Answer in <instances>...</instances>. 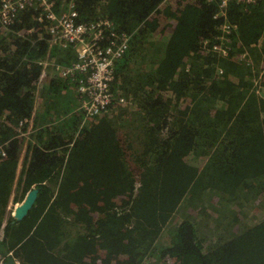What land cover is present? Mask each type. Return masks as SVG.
Listing matches in <instances>:
<instances>
[{"label":"trees","instance_id":"16d2710c","mask_svg":"<svg viewBox=\"0 0 264 264\" xmlns=\"http://www.w3.org/2000/svg\"><path fill=\"white\" fill-rule=\"evenodd\" d=\"M73 4L78 21L105 17L129 36L114 76L129 109L84 121L70 110L71 94V101L62 96L70 80L61 78L42 81L43 105L34 109L38 62L67 58L49 47L47 33L28 31L37 28L32 8L0 29L3 262L104 264V248L124 264H264V103L257 93L264 87V2ZM163 5L173 12L168 20L156 15ZM224 20L236 27V48L228 56L201 53L204 40L217 41ZM125 111L129 123L121 120ZM31 116L34 122L21 127L28 133L17 136L18 123ZM71 147L89 160L76 162ZM33 187L38 199L28 215L13 223L10 215L3 225L11 194L17 203ZM85 199L99 206L98 218L86 215L91 208L80 210ZM117 199V208L109 207ZM37 209L48 211L31 217Z\"/></svg>","mask_w":264,"mask_h":264},{"label":"built area","instance_id":"2783aa9c","mask_svg":"<svg viewBox=\"0 0 264 264\" xmlns=\"http://www.w3.org/2000/svg\"><path fill=\"white\" fill-rule=\"evenodd\" d=\"M217 1L219 7L223 8L229 0ZM237 1L254 4L264 2ZM64 7L65 9L59 3L57 5L56 0H0V29L10 27L25 9H33L31 20L37 28L28 31L47 33L49 47L54 46L63 51V56L67 58L64 63L49 59L38 62L42 65L38 82L50 78L68 79L73 82L79 102L76 109L87 120L125 102L124 96L117 94L114 89V76L116 64L128 47L129 36L123 31L118 33L112 20L105 17L78 21L73 0L67 1ZM222 30L228 32L229 28L224 25ZM216 38L217 41L209 45L208 41L204 40L202 46L207 50L202 49L201 53L213 51L226 55L228 50L218 41L219 36ZM26 122L31 124V118H24L18 123L17 136L28 133L21 130ZM5 155V141L0 137V157ZM3 263L0 255V264Z\"/></svg>","mask_w":264,"mask_h":264},{"label":"rangeland","instance_id":"374dc122","mask_svg":"<svg viewBox=\"0 0 264 264\" xmlns=\"http://www.w3.org/2000/svg\"><path fill=\"white\" fill-rule=\"evenodd\" d=\"M56 3H57V5H58V1L56 0ZM168 5H163V6H161V8H162V15L160 16V17H163V18H165L166 20H168V16H172V14H173V12L171 11V9L169 8V7H167ZM161 10V9H160ZM159 14H161V11L160 12H157L156 13V15H159ZM156 21H157V23H158V20L157 19H155ZM134 74H136V73H134ZM263 74H264V72H263ZM258 93V96H259V105H261L262 106V104H261V102L262 103H264V87L263 88H260L259 89V91L257 92ZM117 94H118V92H117ZM120 95V94H119ZM122 96V95H121ZM125 98V97H124ZM78 104H79V102H78ZM128 105V106H127ZM78 106V105H77ZM120 106H122L123 107V109L124 110H127V109H129V102L125 99V102H123V103H121V104H118L116 107H119L120 108ZM126 106H127V108H126ZM115 108V107H114ZM131 111H134V110H131ZM131 111H125V114L122 116V118H121V120L122 119H124L127 123H129L128 121H127V119H132V115H131ZM80 113V112H79ZM81 114V113H80ZM81 117L83 118V115L81 114ZM84 119V118H83ZM94 119V118H93ZM86 119H84V121H85ZM91 119H87L86 121H90ZM126 132H128V129H126V128H124V129H122V133H123V135L125 136V133ZM187 158H188V156H186L185 157V159H184V161H185V163L186 164H190V165H192L191 163H189L188 161H187ZM193 166V165H192ZM93 200H97V201H99L100 200V197H92L91 198V201H93ZM115 202H114V204L113 205H109V207H112V208H117V204H118V201H119V199H117V200H114ZM18 203V202H17ZM15 204L16 203H13L12 202V200L8 203V206H7V214H6V217H7V219H8V217L11 215L12 216V212H13V209H14V206H15ZM107 204H110V202L109 203H107ZM48 206V205H47ZM92 207H94V210H96V209H98V205H96V204H94V205H90L89 204V200L88 199H85L84 200V203L83 204H81L80 205V210H89L90 208H92ZM102 208H104V206L102 207ZM48 210L46 209L45 211L43 210V211H41V209H37L35 212H34V210L32 211V214H31V217H35V213H39L40 214V218L41 217H43L44 216V214L47 212ZM69 214V213H68ZM69 215H72V214H69ZM70 217V216H69ZM44 218H46V219H49V218H51V217H48L47 215H45V217ZM92 218L93 219H96V218H98V215H93L92 216ZM4 219H5V217H4ZM53 219V222H55V221H57V219L56 218H52ZM6 220V219H5ZM90 220H91V218H90ZM82 220L80 219V217H77V219L75 220V222H81ZM11 222V221H10ZM126 223H123L122 224V226L121 227H123L124 225H125ZM129 224V223H128ZM129 226H130V224H129ZM124 228V227H123ZM105 250V252H104V256H106V255H108L109 253H110V249H102V251H104ZM112 254V253H111ZM109 255L108 257H106L105 258V260H104V264H124V259H123V257L121 256V255H118V254H116V255ZM20 263V262H19Z\"/></svg>","mask_w":264,"mask_h":264},{"label":"water","instance_id":"95a60500","mask_svg":"<svg viewBox=\"0 0 264 264\" xmlns=\"http://www.w3.org/2000/svg\"><path fill=\"white\" fill-rule=\"evenodd\" d=\"M67 1H69V0H60L58 3H59L60 6H62L65 9L64 6H65ZM237 2L243 3L245 5L254 4V3L244 2V1H237ZM160 11L162 12V9L160 10L158 8L156 13L160 12ZM224 15H225L224 11L219 13V16H224ZM224 25L228 26V28H229L228 32H225V31L222 30ZM235 29H236V27L233 24L227 22V20H224L222 22L221 26H220V32H219L218 41L228 50V53L226 55H223V56H228V54L231 53V50L236 48V47H234L235 46V44H234L235 42L231 38V35H232L233 31H235ZM123 32H125V31H123ZM240 56L241 57H245L246 60L249 61V57H247L246 52H242ZM262 69H263V72H264V58L262 60ZM219 70H221V69H219ZM219 73H222V70ZM114 110H116V109H114ZM97 116H95V117H97ZM95 117H93V118H95ZM93 118H91V119H93ZM69 145H72V143H70ZM71 149H72V147H71ZM37 199H38V188L33 187L29 191H27V193L25 194L23 199L20 202L15 204L13 212H12L13 220L11 221V223H13L15 221L19 222L23 218H25L28 215V213L31 211V209L35 206ZM3 264H19V263L16 262L14 257H9Z\"/></svg>","mask_w":264,"mask_h":264},{"label":"crops","instance_id":"0c3cea01","mask_svg":"<svg viewBox=\"0 0 264 264\" xmlns=\"http://www.w3.org/2000/svg\"><path fill=\"white\" fill-rule=\"evenodd\" d=\"M264 75V74H263ZM45 80H47V79H44L43 81H45ZM67 83H68V86H67V88H66V90H65V92H63V94H62V96L63 97H65L67 100H70V98L68 97V93L67 92H69L70 94H71V99L73 100V102H74V105H73V107L70 109L71 110V112H75L76 113V115H77V112H76V108H77V105H78V97H77V93H76V90H75V87H74V84L73 83H71L70 81H66ZM45 84V82L44 83H42V81L41 82H38V88H37V90H36V92H35V101H34V109H39V108H41V106L43 105V101H42V99L41 98H39V96H40V93H41V90L42 89H44V85ZM65 99V101H67ZM71 101V100H70ZM111 110H112V108H110ZM110 109H107V110H105V111H103L102 113H100L99 115L101 116V115H104L105 114V112H110ZM35 112V111H34ZM31 121L33 120V122H34V118H33V116H31ZM71 120H73V119H71ZM122 129H124V127L122 128ZM127 129V128H126ZM82 150H84V148H82ZM91 150H95V146L94 145H91ZM76 151V150H75ZM73 152L72 151V149H70V152H71V154L72 155H74L75 157H76V162L77 161H80V160H89V157L88 156H85V155H83V153H81V152ZM24 152V151H23ZM23 153L21 154V156H20V161H22V159H23ZM15 186H16V179L14 180V183H13V188L15 189ZM18 193H20V192H18ZM13 195H14V193H12L11 194V198L9 199V202L12 200V198H13ZM122 195H123V198H128L129 197V195H130V193H128V191L127 190H123V192H122ZM125 200H127V199H125ZM89 214H86V215H88V216H92V215H95V214H97V212L94 210V209H90L89 210V212H88ZM5 219L7 220V217H6V215H5ZM4 219V221H3V225L4 224H6L7 222H6V220ZM47 226H48V228H50V230L52 231L53 230V228L55 227V226H53L52 227V224H51V221L48 219L47 220ZM4 230H3V228H1L0 229V240H2L3 238H4ZM9 244V243H8ZM7 247H9V246H7ZM4 249V248H3ZM9 249V248H8ZM109 255H106V256H104L103 257V262H104V260H105V258L106 257H108ZM16 260V262L17 263H19V261L17 260V259H15ZM124 262H125V260H124ZM20 264V263H19ZM97 264H100V263H97Z\"/></svg>","mask_w":264,"mask_h":264}]
</instances>
